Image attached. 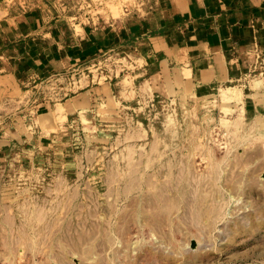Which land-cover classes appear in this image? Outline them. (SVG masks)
<instances>
[{
  "label": "rangeland",
  "instance_id": "1",
  "mask_svg": "<svg viewBox=\"0 0 264 264\" xmlns=\"http://www.w3.org/2000/svg\"><path fill=\"white\" fill-rule=\"evenodd\" d=\"M139 46L0 88V264H264V51L153 90Z\"/></svg>",
  "mask_w": 264,
  "mask_h": 264
},
{
  "label": "crops",
  "instance_id": "2",
  "mask_svg": "<svg viewBox=\"0 0 264 264\" xmlns=\"http://www.w3.org/2000/svg\"><path fill=\"white\" fill-rule=\"evenodd\" d=\"M4 10L2 89L129 39L140 44L146 72L156 66L153 90L223 87L237 78L242 55L264 51V0H14Z\"/></svg>",
  "mask_w": 264,
  "mask_h": 264
},
{
  "label": "bare ground",
  "instance_id": "3",
  "mask_svg": "<svg viewBox=\"0 0 264 264\" xmlns=\"http://www.w3.org/2000/svg\"><path fill=\"white\" fill-rule=\"evenodd\" d=\"M222 93H224V95H226L227 97L233 96L235 99H240L241 97V93L238 90L232 88L223 89Z\"/></svg>",
  "mask_w": 264,
  "mask_h": 264
}]
</instances>
